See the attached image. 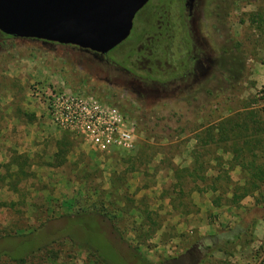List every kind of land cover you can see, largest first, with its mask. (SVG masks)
<instances>
[{"label":"rangeland","instance_id":"1","mask_svg":"<svg viewBox=\"0 0 264 264\" xmlns=\"http://www.w3.org/2000/svg\"><path fill=\"white\" fill-rule=\"evenodd\" d=\"M210 1L206 0V13L213 3ZM155 15V12L146 8L137 14L132 37L112 51L109 58L113 56L123 60L126 50L138 42V31L143 27H153ZM229 25L233 37L242 44L247 55L241 86L230 99L212 107L209 114L198 121L184 123L179 129H174L175 126L166 122L165 126L172 127V136L165 138L159 136L161 134L155 125H158L162 116L169 119L178 111V98L173 102L158 104L155 95L147 93L140 100L131 84L119 77L113 79L110 71L101 70L98 64L84 55L66 48L24 40L0 42V111L9 109L14 112L12 118L15 120L33 123L36 119L32 110L37 109L38 120L43 123V138L68 139L67 143L62 139L65 143L45 148L50 155H55L54 168L51 162L43 163L41 170L34 169L21 178L10 177V192L0 188V237L26 236L42 229L49 220L78 209L104 207L123 233L124 239L138 247L148 261L158 263L167 258L180 257L190 244L199 239L224 235L235 229L246 210L252 207L253 199L246 198L239 207L215 209L210 204V193L198 195L193 192L191 199L195 212L185 216H174L168 200L161 199L162 191L172 182L171 166L184 169L191 165V157L200 149L195 137L203 128L239 112H264V3L234 8ZM207 37L214 48V44L219 48L224 44L214 34L210 33ZM175 61L174 58L171 62ZM63 71L77 76L78 80H88L86 87L76 86L74 89L65 85L61 78ZM53 89L86 97L93 94L92 89H99L105 101H98L103 102V105L119 96L122 103L117 104V111L125 117L131 128H135V149L130 152L116 149L100 152L83 136L57 128L47 117L43 100L36 95L37 92L47 93ZM141 112L145 114V127L153 128L150 133L141 131L143 128L136 130L132 116ZM8 121L10 119L7 116L0 114V126ZM32 132L35 135V131ZM139 153L150 160L132 162L131 159ZM231 158V154L224 156L225 161ZM239 176V169L230 173L234 182H238ZM1 179V184H5L6 181ZM131 204L138 208L144 204L150 213H155L158 217L156 220L162 223L160 229L153 233L141 226L142 218L136 210L121 213L124 205ZM51 240L45 243L46 248L19 264H94L86 251L73 248L69 241L56 240L50 243ZM15 243L2 244L1 247L8 246L10 253L18 256L19 250L11 249ZM28 244L23 250L29 251L31 245ZM193 253L195 261L204 259L200 252ZM204 262L264 264V220L257 222L252 233L236 246L213 253ZM0 264L16 263L1 258Z\"/></svg>","mask_w":264,"mask_h":264},{"label":"trees","instance_id":"2","mask_svg":"<svg viewBox=\"0 0 264 264\" xmlns=\"http://www.w3.org/2000/svg\"><path fill=\"white\" fill-rule=\"evenodd\" d=\"M220 3L222 11L225 13L223 24L226 27L223 31L224 44L220 49L222 56L217 65L208 66L210 69L206 76H204L203 69L197 67L195 78L189 69L188 61L186 63L184 59L181 60L183 61L181 64L171 63L168 48L156 50L150 58L146 59L147 64H136L135 60H137V56H140L136 49L128 52L127 56L131 58L126 56L116 63L131 77L135 76L140 81L147 83V89L151 90L153 94L156 93L154 95L158 104L173 102L178 98V111L169 119L162 116L158 125H155L161 134L159 136L164 138L172 136L170 132L172 127L165 126L166 122L175 126L174 129H179L184 123L195 122L206 116L212 107L230 99L244 80L247 55L242 44L229 33L230 15L236 7L260 5L264 3V0H221ZM18 40L24 39H15L0 33V42ZM24 41L66 48L84 55L88 60L103 67H107V60L113 59V56L112 58L103 57L72 46L37 40ZM120 46L122 45L118 47ZM212 49L217 53L214 47ZM61 78L65 85L72 86V88L86 87L88 82L85 79L78 80L77 76L73 77L67 71H63ZM91 92L93 94L87 95V97L105 101L99 89H92ZM107 102L104 105L118 110L117 104L122 103V100L116 96ZM144 117L145 114L141 112L133 114L132 120L136 124V130L143 128L141 131L150 133L153 128L145 127L147 122ZM62 139L57 144L68 142L67 138L64 139L65 142ZM195 141L200 149L191 157V165L184 169L171 166L172 182L162 191L161 199L168 200V205L174 216L191 215L195 212V205L191 199L193 192L198 195L210 193V204L215 209L239 207L246 198L253 199L252 207L246 210L239 224L231 232L208 239H199L190 244L180 257L167 258L158 263H152L141 255L138 247L124 239L123 233L117 228L107 209L92 206L88 210L78 209L58 219L49 220L43 224L42 229L32 231L26 236H1L0 260L7 258L12 263H23L36 252L46 248L45 245L51 239L69 241L73 248L86 251L94 264H204V260L211 254L223 252L228 247L236 246L243 238L252 233L257 222L264 220V112L248 110L236 113L203 128L196 135ZM229 154L232 156L231 160L225 161L224 156ZM148 158L139 153L131 161L137 163L145 160L147 162L150 160ZM18 159L22 160V158ZM26 165L22 161L21 165L18 164L19 174L11 176L21 178L23 174L27 173L24 170ZM131 166L134 168V163ZM236 169L240 170L238 182H234L230 177V173ZM2 179L6 180V178ZM240 182L243 183L242 186L239 185ZM124 206L121 213L127 214L130 210H136L142 218L141 226L150 232L154 233L160 229L162 223L159 219L156 220L158 217L155 213H150L144 204H140L141 208L135 204ZM54 241L51 240L50 243ZM14 242H16L15 246H12L11 249L19 250L18 256L11 254L8 246L1 247L2 244L10 245ZM46 242L47 244H45ZM26 244L31 245L29 251L23 250ZM195 251L200 252L204 259L195 261L193 258Z\"/></svg>","mask_w":264,"mask_h":264},{"label":"water","instance_id":"3","mask_svg":"<svg viewBox=\"0 0 264 264\" xmlns=\"http://www.w3.org/2000/svg\"><path fill=\"white\" fill-rule=\"evenodd\" d=\"M147 0H0V33L107 55Z\"/></svg>","mask_w":264,"mask_h":264},{"label":"flooded vegetation","instance_id":"4","mask_svg":"<svg viewBox=\"0 0 264 264\" xmlns=\"http://www.w3.org/2000/svg\"><path fill=\"white\" fill-rule=\"evenodd\" d=\"M207 2L206 0H147V3L135 14L130 35L122 44L127 43L128 39L132 37L134 20L137 14L145 8L156 13L153 27H143L138 31V42L126 50V56L128 52L136 49L140 53V56H137V60H135L136 64H147L146 59L150 58L156 50L168 48L171 57L170 62L175 58L174 64H181L183 62L181 60L184 59L185 62L188 61L189 69L195 78L197 67L202 68L204 76H206L210 67L217 65L222 56L221 47L219 48L217 44H214L217 51L215 53L207 36L210 33L214 34L223 43V31L226 28L223 24L225 13L221 8V0H211L210 2L213 3L210 4L208 13L205 12ZM205 14L207 15L205 16ZM228 28L230 29L229 33L233 35L230 25ZM108 54L103 57L108 56ZM118 61L119 58L114 57L110 61L107 60V67L99 65V68L110 71L113 79L119 77L125 83L131 84L140 100L144 99L147 93L153 94L151 90L147 89V83L140 81L135 76L131 77L124 69L119 68L116 65ZM200 76L202 75L200 74Z\"/></svg>","mask_w":264,"mask_h":264},{"label":"built area","instance_id":"5","mask_svg":"<svg viewBox=\"0 0 264 264\" xmlns=\"http://www.w3.org/2000/svg\"><path fill=\"white\" fill-rule=\"evenodd\" d=\"M44 103L47 117L57 128L83 136L97 151L112 149L133 151L135 128L117 110L98 101L53 89L37 92Z\"/></svg>","mask_w":264,"mask_h":264},{"label":"crops","instance_id":"6","mask_svg":"<svg viewBox=\"0 0 264 264\" xmlns=\"http://www.w3.org/2000/svg\"><path fill=\"white\" fill-rule=\"evenodd\" d=\"M36 110H32L33 117L36 119V122L33 123L15 120L12 118L14 112L9 109L0 111L1 116H7L10 119L0 126V178H6L5 184L2 185L0 182L1 189L11 191L8 188L10 186L8 179L12 174H19L18 164L21 165L22 161L27 164L24 168L27 173L33 172L34 169H43V163L51 162V167H55V155H50V152L45 148L50 149L51 145L55 147L61 141V137L58 139L56 137L55 139L53 137L43 138V123L39 122V114ZM32 131H35V135ZM18 158H22V160Z\"/></svg>","mask_w":264,"mask_h":264}]
</instances>
